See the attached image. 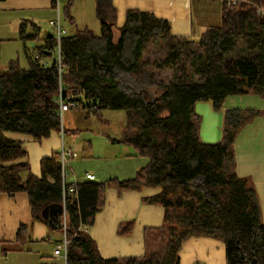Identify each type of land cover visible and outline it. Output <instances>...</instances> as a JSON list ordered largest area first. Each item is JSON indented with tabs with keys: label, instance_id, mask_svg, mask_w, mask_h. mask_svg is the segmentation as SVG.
<instances>
[{
	"label": "trees",
	"instance_id": "obj_1",
	"mask_svg": "<svg viewBox=\"0 0 264 264\" xmlns=\"http://www.w3.org/2000/svg\"><path fill=\"white\" fill-rule=\"evenodd\" d=\"M3 1V0H0ZM229 0L228 2H230ZM99 17L112 0H97ZM263 0L223 2L222 23L208 26L201 37L177 36L171 22L153 13L129 9L118 39L114 25L103 18L102 33L78 30L58 41L50 31L37 46L39 57L28 54L29 67L19 59L0 69V193H28L35 220L42 209L64 202L67 211V264H180L185 241L194 236L219 239L226 246L227 264H264V221L257 191L236 170L235 140L262 109H229L222 138L206 143L200 137L198 101L213 100L220 109L230 95L264 97ZM60 0H52L54 8ZM67 0L64 12L74 18ZM21 26V38L39 39L40 27ZM152 43L164 46L160 68H176L180 78L166 84L155 98L134 96L119 81L120 73L142 74ZM61 58L45 66L43 59ZM145 64V65H144ZM60 69H62L60 71ZM195 75L199 80L195 79ZM61 84L75 97L78 109L100 114L107 109L127 111L123 141L149 159L130 180H87L71 189L65 182L58 154L42 161V176L31 172L24 143L6 132L29 134L37 141L63 129L57 101ZM146 92V90H144ZM120 191L159 187L148 202L164 208L162 225L145 228V252L138 257H103L84 228L95 223L109 187ZM29 227H19L16 241L28 240ZM4 251H7L6 249Z\"/></svg>",
	"mask_w": 264,
	"mask_h": 264
},
{
	"label": "crops",
	"instance_id": "obj_2",
	"mask_svg": "<svg viewBox=\"0 0 264 264\" xmlns=\"http://www.w3.org/2000/svg\"><path fill=\"white\" fill-rule=\"evenodd\" d=\"M60 4L61 8L64 6L65 9V0H60ZM60 4L58 8H54L52 0L0 1V60L4 53L11 51L4 62L19 59L22 66L28 68V54H38L37 46L44 43L51 30H44L43 25L48 24L51 27L52 20L60 19L62 22V18L66 17L61 12ZM77 5V10L73 14L74 20L71 22L78 21L79 25H76L78 28L67 29L68 31L65 29L66 36L74 35L78 30L85 28H90L100 35L102 18L114 25L115 36V29L119 31L126 22L129 9H140L169 20L174 35L192 37L195 35L193 0H112V5L104 9L102 17H99L97 0H77ZM84 10H89L90 13L94 10L96 16L93 23L85 18L80 19ZM23 24L28 26L29 32H33L32 28L35 26L41 28L39 39L29 43L34 45L33 47H29L21 38L20 29ZM30 49H33L34 53L29 52ZM21 52H24L22 57ZM55 59L56 57H47L43 60L52 64ZM7 67L8 65L2 70ZM234 108L264 110V97L259 94L230 95L220 109L215 108L213 100L198 101L195 112L200 117L201 140L206 143L219 142L222 138L224 114ZM62 126L61 131H53L48 138L41 141L35 140L29 134L6 132L9 138L24 143L33 175L41 177L43 159L51 158L55 154L60 157L65 182L71 189L87 180L133 179L149 162L147 157L136 154L134 146L127 142L130 145L128 150L121 149V146L116 144V147H120L118 154L121 156L117 154L107 158L106 162L104 159L92 164L91 154L78 158L73 146L68 144L65 123ZM77 131L70 130L71 133ZM122 152L127 155H122ZM235 154L237 173L256 189L264 221V115L256 117L238 133ZM87 174H92L95 178L89 179ZM160 191L159 187L127 191H120L114 186L108 188L105 205L97 214L95 223L87 229L84 228L95 240L103 257L124 258L143 255L145 228L162 225L165 212L161 205L146 200ZM61 203L65 206L64 202ZM64 222L68 223L67 211ZM22 224L29 227V238L23 246L16 241ZM65 235V228L52 230L44 220L34 219L28 193L20 192L13 196L0 193V264H67L62 254L56 256L54 253L59 245L64 244ZM224 247L226 248L225 243L219 239L191 237L185 241L180 251V264H227ZM5 249L7 251H4ZM63 252L65 253V249Z\"/></svg>",
	"mask_w": 264,
	"mask_h": 264
},
{
	"label": "rangeland",
	"instance_id": "obj_3",
	"mask_svg": "<svg viewBox=\"0 0 264 264\" xmlns=\"http://www.w3.org/2000/svg\"><path fill=\"white\" fill-rule=\"evenodd\" d=\"M228 1L229 0H227V3L230 5H236L239 3V0H231L230 2ZM223 2L224 0H193L195 18L194 38L196 40L201 37L206 27L221 25ZM66 4L67 1L65 0V5ZM77 7V0H74V3L71 7L72 16L77 10ZM61 12L65 16L64 6L61 8ZM259 12L262 14L264 13V0L259 8ZM95 16L94 10L92 13H90L89 10H84L83 15L80 16V19L85 18L93 23ZM66 17L62 18V26L66 30H76L78 28L76 25H79V22L75 21L72 23ZM43 29H51L50 31L53 29L54 31V28H51L48 24H44ZM119 34L120 32L116 28L115 39L118 38ZM29 43H31V41L27 42L29 47L34 46ZM10 52L11 51H9V53L6 52L3 54V58L0 60V69L4 68L10 63L4 62L5 59L9 57L7 55H9ZM29 52L34 53L33 49H30ZM22 54H24V52H21V57ZM55 54L57 58V52ZM165 58L166 51L164 46L159 43H152L148 47V50L145 54V72L142 74L120 73L118 75V81L120 85L134 96H141L145 99L155 98L164 91V87L162 86H165L172 81H177L181 75L180 72H177L176 68H160V65ZM195 79L199 80L198 76L195 75ZM144 90H146V92ZM63 114V123H65V126L67 127L66 137L68 144L73 146L75 152L78 154V158L91 154L93 157L90 161L93 162L92 164H95L104 159L106 162L107 158L116 156L120 148L119 146H121V149L125 148V150H128L130 145L123 141L126 134L128 117L126 110L107 109L102 111L100 114H88L83 109L72 108ZM69 129H77L78 131L76 133H71ZM116 144H119V146L116 147ZM122 153V155L126 154L124 152ZM119 155L120 154H118V156ZM223 252L224 256L226 257L225 247L223 248Z\"/></svg>",
	"mask_w": 264,
	"mask_h": 264
},
{
	"label": "built area",
	"instance_id": "obj_4",
	"mask_svg": "<svg viewBox=\"0 0 264 264\" xmlns=\"http://www.w3.org/2000/svg\"><path fill=\"white\" fill-rule=\"evenodd\" d=\"M50 25L52 28H54V34L56 35L58 41L60 42L62 36L65 35L66 30L65 28L62 26V22L60 19L57 20H52L50 22ZM36 57H39V55H36ZM60 58H61V53H60V49L57 52V59H59V63H60ZM43 63L45 66H50L51 64L45 60H43ZM62 69H60L61 71ZM65 87L61 84L60 87V92H59V96L57 98V101L60 105V114L62 115L64 112L77 107L78 102L75 99V97L71 94H68L65 92ZM64 154V153H63ZM87 177L89 179H94L95 176L92 174H87ZM67 224V223H65ZM67 227H65L66 230ZM69 244V240L67 239L66 235H65V240H64V244L63 245H59L56 249H55V255L56 256H60L62 254V256L65 257V261L67 259V247ZM63 249H65V253L63 252Z\"/></svg>",
	"mask_w": 264,
	"mask_h": 264
},
{
	"label": "water",
	"instance_id": "obj_5",
	"mask_svg": "<svg viewBox=\"0 0 264 264\" xmlns=\"http://www.w3.org/2000/svg\"><path fill=\"white\" fill-rule=\"evenodd\" d=\"M65 213V206L60 202L51 203L45 206L41 211L45 224L52 230H62L65 228Z\"/></svg>",
	"mask_w": 264,
	"mask_h": 264
}]
</instances>
